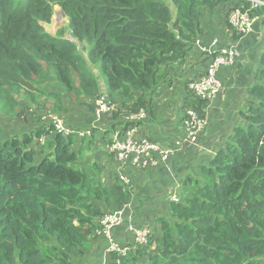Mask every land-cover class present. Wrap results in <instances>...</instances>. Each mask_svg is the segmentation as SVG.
<instances>
[{"label":"trees","instance_id":"obj_1","mask_svg":"<svg viewBox=\"0 0 264 264\" xmlns=\"http://www.w3.org/2000/svg\"><path fill=\"white\" fill-rule=\"evenodd\" d=\"M226 1L0 0V109L11 116L24 99L38 104L52 97L53 111L61 114L63 96L51 88L77 97L82 86L85 95L97 94L94 72L74 44L41 27L54 6L122 98L113 114L118 118L146 109L147 91L162 83L169 65L193 59L190 45L204 34V11ZM229 1L249 8L247 1ZM259 63L239 113L243 125L228 148L187 178L188 195L169 202L159 232L151 231L146 244L133 241L122 245L124 255L109 253L113 264H264V51ZM203 107L186 93L183 115ZM43 136L47 152L34 146ZM73 143L72 134L57 133L52 123L0 140V264H71L98 237L101 217L129 202L122 180L105 186L95 179L99 168L90 174L79 166Z\"/></svg>","mask_w":264,"mask_h":264},{"label":"crops","instance_id":"obj_2","mask_svg":"<svg viewBox=\"0 0 264 264\" xmlns=\"http://www.w3.org/2000/svg\"><path fill=\"white\" fill-rule=\"evenodd\" d=\"M238 1L236 0V3ZM235 7L227 0L219 3L213 11H204L200 20V27L204 32L200 36L202 41L207 42L217 36L220 46L233 45L239 55L230 66L222 67L219 71L220 92L209 105L207 123L197 143L190 146L182 143V100L187 93V83L185 73L181 75L179 70V62L169 65L162 83L153 91H147V113L139 124V136L178 150L166 161L160 160L155 154L145 160L131 154L118 159L108 149L107 145L113 135L119 133L126 124L124 116L120 114L118 118H113V114L122 108V100L119 98H115L116 111L107 113L99 121L92 122L91 113L89 116L82 114L76 118L67 114L68 112L67 115L60 116L68 127L75 130L89 127L95 129L90 136L73 134L72 149L79 152V166L90 174L95 173L94 167L99 168L95 179L105 186L122 177L131 183V198L121 211L122 222L111 229L112 240L120 245L134 240L127 230L128 224L136 228L146 225L152 233L159 232L158 218L167 216L171 197L188 195L187 178L193 175V172L198 173L202 165L207 166L217 152L227 149L234 130L243 125L239 113L247 107L250 99L248 89L255 83L261 69L259 60L264 51V10L260 13V19L254 24L252 32L235 38L239 33L231 29L227 20L229 10ZM213 21L216 24H213ZM190 47L193 59L183 64L184 69L197 73L198 69L204 68L206 61L201 62L197 48L193 45ZM91 105L93 109L94 102ZM48 121L50 122V117ZM8 138L10 137L2 134L0 140L5 141ZM87 151L90 152L86 153ZM108 243L109 240L100 236L90 238L82 251L74 255L71 264H113ZM102 245L105 248L100 254ZM98 256L101 257L100 262L93 261Z\"/></svg>","mask_w":264,"mask_h":264},{"label":"built area","instance_id":"obj_3","mask_svg":"<svg viewBox=\"0 0 264 264\" xmlns=\"http://www.w3.org/2000/svg\"><path fill=\"white\" fill-rule=\"evenodd\" d=\"M249 3V8L243 9L239 7L231 8L228 12V24L233 31L239 34H249L252 32L254 24L259 21L260 13L264 10V0H246ZM191 45L197 48L198 59L205 63L204 68L198 69V72L184 69V65H179L181 75L185 73L186 87L188 94L202 100L204 107L200 113L191 108L184 109L185 115L182 113V124L184 136L182 143L185 146H190L197 143L202 130L207 123V110L212 100L220 92L219 71L222 67L230 66L234 59L239 55L238 50L233 45L220 46L219 38L213 36L209 41H202V38L197 37L191 42ZM190 60V59H189ZM195 60V59H194ZM188 61V60H187ZM186 61V62H187ZM185 62V63H186ZM184 99L182 100V104ZM116 111L115 104L107 96L102 95L94 100L93 118L99 121L103 115ZM145 117V109L141 108L134 113L124 116L128 125L123 131L116 132L112 140L108 143V149L114 153L118 159H123L128 154L143 160L150 159L155 154L160 160L166 161L178 150L172 146L164 145L158 141L148 139L144 136H139V123ZM50 123L54 126L57 133L64 136L69 134H78L79 136H90L91 128L84 130H75L68 127L60 116L51 115ZM39 140H42L41 138ZM124 184L129 187V182L126 178H121ZM171 200L177 201L178 196L174 195ZM121 211L104 214L99 220L100 228L97 231L98 237H103L109 240L108 251L117 252L124 255L126 248L119 243H116L111 238V229L113 226L119 225L122 222ZM127 230L133 235L135 244H146L151 234V229L142 225L138 228L132 224L127 225Z\"/></svg>","mask_w":264,"mask_h":264},{"label":"rangeland","instance_id":"obj_4","mask_svg":"<svg viewBox=\"0 0 264 264\" xmlns=\"http://www.w3.org/2000/svg\"><path fill=\"white\" fill-rule=\"evenodd\" d=\"M171 10H172L173 15H174L175 9L173 7H171ZM205 21L206 20L204 19L203 22H205ZM213 24H216V22L213 21ZM67 25H68L67 17L62 13V11L60 10V8L58 6H54V13H53L50 21L47 23H42L41 27L50 36L58 37L60 39L64 38L67 41L74 44L75 50L83 56L87 65L94 72L95 82L97 84V91H98L97 94L93 97L85 95L82 91V89H83L82 86H79V88H78L77 97H76V95L68 93L64 88H61V87H58V89L51 88V90L58 92L60 97L63 96V99H64L63 102H64V105L66 106V111H64L61 114H57L53 111L54 107L51 103L52 97L39 98L38 104H32L28 100L24 99L21 101L20 105L15 109L14 113L11 116L3 113L2 109H0V125L3 126V128L0 126L1 130H2L1 135L3 134L4 136L10 137V138H12L13 136L22 137L25 133H29L30 131L35 130L36 127L39 128L40 126H43V127L48 126V124L50 123L48 120H49V117L51 115H56V116L62 117V116L69 114L73 118H76V117L82 116V114H84L85 116H89L91 113L92 114V122H94L95 121L93 118L94 107L92 109L91 103L94 102L95 99L99 98L102 95H107L113 101V103L116 102L115 98H119L120 100L122 99L118 93H115L108 88L107 82H106V77L104 76L101 68L98 66V63H95L96 60H90L88 58L87 49H88L89 45H87L86 42H84L83 44L78 43L71 36V33L68 30ZM91 47H92V44H91ZM51 108H52V110H51ZM69 110H70V112H69ZM66 112H68V113L66 114ZM75 113H77V114H75ZM146 113L147 112L145 109V116H146ZM104 116L105 115H103L101 117V119ZM130 124H131L130 122L126 121V124L123 126V128L121 130L123 132L122 136L125 133V131H123V130ZM90 128H91L92 133H93V131L95 129L92 127H90ZM139 129H140V125H139ZM92 133H91V135H92ZM74 134H76V133H74ZM1 135H0V139H1ZM76 135H78V134H76ZM10 138H8V139H10ZM41 139L42 140L38 141L39 146H37V142H36V144H34V146L36 148H43L44 150H46L45 143H46V140L48 138L43 136V137H41ZM89 152L90 151H87L86 153H89ZM198 172H200V171H198ZM193 173H195V172H193ZM128 185L130 187L131 184L129 183ZM187 190L189 191L188 188H187ZM108 245H109V243H108ZM104 248H105V246L102 245L100 248V254L102 253V250ZM100 260H101V257L98 256L93 261L100 262Z\"/></svg>","mask_w":264,"mask_h":264}]
</instances>
